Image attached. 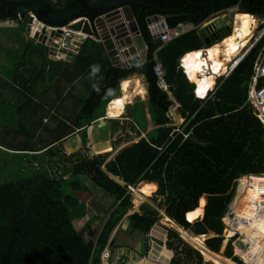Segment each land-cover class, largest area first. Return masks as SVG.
<instances>
[{
    "label": "trees",
    "instance_id": "obj_1",
    "mask_svg": "<svg viewBox=\"0 0 264 264\" xmlns=\"http://www.w3.org/2000/svg\"><path fill=\"white\" fill-rule=\"evenodd\" d=\"M40 1L48 14L57 15L89 0ZM137 1L145 2V5L133 3L131 7L149 46L148 60L131 68L106 61L104 77L85 100L78 118L80 121L76 125L81 127L98 118V110L105 108L114 97L121 79L137 71L144 75L148 83V109L155 127L146 136L121 148L113 158H109L110 152L90 153L86 148L65 154L59 151L55 142L75 129L58 118V125L51 127V140L41 149H45L42 152L58 155L57 160L46 161V166L47 163L56 165L63 160L66 162L64 171L52 176L39 172L16 181L0 183V264H102L105 248L119 247L116 241L120 230L114 238L111 235L121 221L122 229L147 235L162 217L160 210L149 203H143L138 210L129 212L133 197L128 185L137 186L142 181L158 183L153 199L177 224L195 234L211 232L213 235L205 243L213 251L218 252L225 239L223 217L232 199L230 207L234 204L249 207L254 222L247 228H256L260 224L264 228V211L254 214L251 210L252 199L258 193L255 188L247 187L248 174L264 176V123L248 100L254 64L264 44V37L230 75L217 80L214 94L200 98L194 93V82L180 66V58L190 51L212 44L205 43L199 28L187 30L168 42H157L147 20L153 14L187 13L189 22L198 24L230 7H237V12L263 17L264 0ZM32 8L27 2L0 0V20H15L24 28L21 13ZM98 13V10H89L80 15L93 16ZM229 34L227 32L219 39ZM27 46L25 51L32 48L34 43L28 42ZM156 49L165 65L170 91L175 92L178 111L184 118L182 131L175 130L168 114L175 103L174 98L157 84L154 61L150 60ZM82 51L81 48L77 54L78 61L84 59ZM99 56L98 53L97 58ZM46 60L51 65L46 72L50 82L55 79L61 66L53 71L55 61ZM102 60L98 59L99 62ZM44 75L42 69L40 76ZM17 78L15 72L12 80L16 82ZM19 82L20 89H34L28 85L27 79ZM23 94L27 99H32L25 91ZM8 104L9 100L0 94V109ZM11 129L9 125L4 130L11 134L14 131ZM19 129L20 133L31 134L24 125ZM15 132L18 133V130L15 129ZM140 133L137 130V134ZM185 133L188 136L185 137ZM0 144L8 150L27 149L20 147L26 145L19 146L12 139L7 140L5 134H0ZM82 177L88 178L97 189L113 198L110 208L93 199L96 208L107 214L100 226L92 227V223L101 215L87 214L88 208L82 198V192L87 191V187ZM200 206L204 208L203 217L190 222L186 213ZM85 215L88 216L86 221L79 225L77 221ZM167 232L166 244L171 250L162 246L161 255L169 259L173 250L170 264H216L205 260L202 252L187 242L178 230L167 228ZM146 252L147 249L143 255ZM223 254L242 263L240 256L234 254L232 240Z\"/></svg>",
    "mask_w": 264,
    "mask_h": 264
},
{
    "label": "crops",
    "instance_id": "obj_2",
    "mask_svg": "<svg viewBox=\"0 0 264 264\" xmlns=\"http://www.w3.org/2000/svg\"><path fill=\"white\" fill-rule=\"evenodd\" d=\"M226 10H224L222 13L215 14L209 18L211 19L212 17L218 18L220 16H223L224 13H227ZM233 10L234 13L235 12L236 14L238 13L237 7H234ZM252 15L254 16V18L255 16H258L256 14H252ZM209 18L206 19L207 22L210 21ZM228 20H231L235 25L236 18L233 19L232 15L231 18L228 15ZM185 22H189V21H185ZM18 24L19 23H17V21L15 20H9L8 22H6V24H0L1 29L3 30L0 35V43L4 44L5 47L8 48V51L15 52L16 54L18 53L17 54L18 57L25 56L24 58H26V60H24L22 64L20 61H17L19 60L17 56L14 60L9 59V57L7 59V57L4 56L3 60L6 61L7 68L14 66L15 70H13L12 73L10 72V70H7L9 73L5 71H3V73L0 72V75L3 76L2 80L0 81L1 97L9 100L8 107L10 108V111H8V113H16L18 116L17 119L15 120L14 126H11L9 124L10 123L9 121L12 119L11 117H9L6 120H3V122L0 123V134H3V131H5L4 129L6 128V126L10 125L11 128L14 129V131L13 129H11L13 131L11 132V134L6 133L5 136H7V140L12 139L13 142L17 143L16 145L19 146L26 145L20 147L27 148L26 150L17 149V151L15 149H11L12 154H20V151L24 152V154L29 153L33 155L36 154L45 155L46 153L45 151L42 152L45 149H41L44 148L46 143L38 147V149L40 150L33 151L30 148H34V147H31L29 145L30 144L29 140H31L30 136L26 135L24 139H20L18 136V134L20 133L19 128H21V125L23 124L22 115L20 117L22 122L19 119V114H20L19 108L21 102L23 100H27V98L23 94V91H25L28 95H30L32 97V100H35V102L31 103L32 107L41 108V110L34 111L33 114L41 115V119L37 123L39 125L46 124L48 133L51 132L52 126H54L55 124L58 125L59 119H61L67 124H71L74 126L75 130L73 131V133L55 142V146L59 149V151L65 154H71L72 151L73 152L77 151L82 146L83 143L85 145L89 144L95 147L103 148V150H101L100 152H105L106 149L109 150L111 147L113 149L114 146L116 145H120L121 147H124L129 145L128 141L134 142L138 140L141 136H146V134H149L153 130V128L155 127V123L151 119L150 112L148 109V97H149L148 83L144 75L138 73L137 71H134L129 76L121 79L119 83L118 91L115 94H113L114 97H112L110 101H108L105 108H101L102 110L101 109L98 110V114H100L98 118L83 124V126L81 127H78L76 123L80 121L79 116L82 113L85 100L91 94L94 87H96L99 83H101L104 77V73L106 71V68L104 67V63L106 61H109L112 64H116L117 62L111 59V57L101 46L100 42L96 40L93 36H88L83 42L82 46L80 47H76L75 45L72 46L71 43L70 45H68V49L74 52V56L71 59H66L60 56H57L56 60L50 58L49 47L39 41L32 42L34 43V46L30 48L28 51H25V49L28 47L27 46L28 42H31L29 40V33H26L24 27L22 30H23V36L25 37L26 41L25 40L19 41L16 38V36L19 35L20 33L17 32L18 30H14L17 28ZM233 24L231 25V31L229 33H231L233 30L234 27ZM215 43H218V40L213 42L212 45H210L209 47H202L200 49H203V53H207L208 49L211 46H213ZM39 44L40 45L43 44V47L41 48ZM81 48L83 49L82 52L84 55V59L82 58L78 61L76 58H77V54L81 52ZM98 53L100 54V56L97 58ZM14 55L15 54L13 53L11 54V56H13L12 58L15 57ZM47 58L55 61V64H53V69H54L53 71H55L56 68L61 66L58 74H56L55 76V79L51 80L50 82H49V76L46 74V72L50 70L51 65L46 60ZM102 58L103 60L99 62L98 59H102ZM8 61L15 63V65L10 66L11 63ZM93 65H99V71L93 73L92 72ZM42 69L44 70V74H45L44 77L40 76ZM206 71L208 72V68H206ZM15 72L16 75H18L19 77L17 78L16 82L12 80ZM6 77H9V79ZM21 79L22 80L27 79L28 85L34 89L29 90L28 88L25 89V87L24 88L22 87V89H20L21 86L19 84L20 83L19 81ZM124 79H130L131 84L128 87L127 92L131 90L132 91L129 92V96L125 100L122 113L118 116H110L108 113L109 102L114 100V98L116 97H121L125 95V91L122 87V82H123L122 80ZM192 81L194 82V80ZM140 86L144 89L143 92L140 91L141 90ZM174 93L175 92L173 91L169 93L170 96L174 98L175 103L168 110V114L171 116V120H172L171 124H173L176 128H178L179 122L183 120V117L178 111L177 108L178 102L174 97ZM140 103L144 105V109L142 112L144 115L142 116V118L144 117L143 118L144 123L141 122L145 126L144 128L139 125V122L137 121V117L135 114L136 113L135 107L139 106ZM15 107L16 110H14ZM24 123L29 124V121L26 120ZM96 123H98V125H96ZM60 127L62 129H65V126L60 125ZM181 128L183 129V126H181ZM15 129L18 130V133L15 132ZM137 130L141 131V133L137 134ZM29 131L31 132V130ZM39 132L40 130H37L34 137L39 138L40 137L38 136ZM0 148L6 149V147L2 146L1 144H0ZM69 149H74V150H69ZM51 154L53 159L57 155L56 153L54 154L51 153ZM51 154H48L46 156L45 161L52 160L51 158L48 159V157H50ZM143 182H149V181H142V183ZM155 183L157 184L158 187V183L157 182ZM249 216H251L250 213ZM135 264L138 263L136 262Z\"/></svg>",
    "mask_w": 264,
    "mask_h": 264
},
{
    "label": "rangeland",
    "instance_id": "obj_3",
    "mask_svg": "<svg viewBox=\"0 0 264 264\" xmlns=\"http://www.w3.org/2000/svg\"><path fill=\"white\" fill-rule=\"evenodd\" d=\"M233 13H234V10H233ZM256 22L259 23L260 20H257ZM184 23H186V22H184ZM233 26H234V24H233ZM4 28H7V27H4ZM22 29H23L22 24H18L17 28L14 29V30H18L17 32L20 33L19 35L16 36V38L19 41L25 40V37L23 36V30ZM2 31L3 30L1 29V25H0V35H1ZM88 41H90V40H88ZM220 41L221 40H219L218 42H220ZM39 46L41 48L43 47L40 44H39ZM12 53L15 54L14 58H12L13 56H11ZM17 54L15 52L8 51V48H6L4 44L0 43V72L3 73V71H5V72L9 73L7 70H10V72L12 73V71L15 70L14 66L7 68L6 61L3 60V58H4V56H6L7 59L9 57V59L14 60L16 58V56L18 57ZM24 57L25 56L18 57L19 60H17V61H20L23 64L24 60H26V58H24ZM8 62H10V61H8ZM10 63H11L10 66L15 65V63H13V62H10ZM0 77H3V76L0 75ZM6 78L9 79V77H6ZM32 102H35V100L27 99V100H23L21 102L20 108H19L20 109L19 119L22 115V118H23V124L22 125H24L25 128L31 130V132H32L29 135L30 139H31V140H29V143H30L29 145L31 147L38 148V147L42 146L43 144H45L51 140L52 133L47 132V125L46 124L45 125H39L37 123L38 121H40L41 115L40 114H33V112L37 111V110H41V108L40 107H37V108L32 107L31 106ZM4 108L0 110V123L3 122L2 118L11 117L12 119L9 121L10 122L9 124L11 126H14L15 120L18 117L17 114L6 112V111H10V108L8 106H6ZM135 108H136L135 114L137 117V121L139 122V125L144 128L145 126L141 123V122L144 123V119H143L144 117L142 118V116H144L142 113L143 109H144V105L140 103L139 106H136ZM14 110H16V107L14 108ZM26 120L29 121V124L24 123ZM20 121L22 122L21 119H20ZM181 122L183 124V121H180L179 126H178L179 128H181V126H182ZM96 125H98V123H96ZM37 130H40V132L38 134V136H40L39 138L34 137L35 132ZM3 134L6 135V131H3ZM18 136L20 139H24L26 137V135L22 132L19 133ZM128 142L130 144L132 141H128ZM85 148L90 153H93V152L98 153L101 150H103V148L95 147V146L89 145V144L85 145L84 143L82 144V146L78 150H84ZM121 148H123V147H121L120 145H116V146H114L113 149H112V147L109 150H107L106 148L105 149L111 153L109 158H113ZM69 150H74V149H69ZM106 150H105V152H107ZM66 153H67V151H66ZM48 154H50V153H45V155H38V154L33 155V154H29V153L24 154V152H22V151H20V154H12L11 150L0 149V183L6 182V181H16V180H19V179H22L25 177H30L32 175H36L39 172H43V173L45 172V173L50 174L51 176L56 175V174L58 175L59 173H62L64 171V163H66V162L61 160V161H58V163L56 165H54L52 163H49V164L47 163V166H46L45 165V162H46L45 159H46V156ZM50 158H51V156L48 157V159H50ZM57 158H58V155H56V157H54V159H56V160H57ZM51 159H53V157ZM82 179H83L84 184L87 187V191L82 192L83 197L81 194H79V195L86 202V205L88 208V210H87L88 215H90L91 213H93V214L96 213V214L101 215L100 218L94 219V221L92 223V227L100 226L103 223L102 221L105 220L104 216H106L107 214L100 212V210L97 209L98 207L96 208V205L94 204L93 199L95 198L99 202L100 205L102 204L103 206L110 208L112 205L113 198L111 196L105 195L100 189H97L90 182V180L88 178L82 177ZM141 183L142 182H140L138 184V188H137L136 193L135 192L132 193L133 206L130 208L129 212H133L135 210H138L140 205L143 203H149L152 206H154V208H157L160 210V212L162 213V217L160 219L162 221L160 223H156L150 229V231L147 235L142 234V233H132L129 230L122 229L123 221H121L117 225V227L114 229V231L111 235V238H114L116 236V234L118 233V231L120 230V232H119L120 236L118 237V239L116 241L117 242L116 246H119V247H117V248L116 247L115 248L109 247V249L111 250V260H113L115 264H135L136 262L137 263L140 262V264H170V261L173 257V254H172V257L170 259H167V258L162 257L163 255H161V250H162V246L167 247V244H166V240H167V236H168L167 228H173L175 230H178L180 232L181 236L187 242H189L193 247L200 250L202 252V254L204 255L205 260L214 262L216 264H220L219 262H216V260L209 258V256L205 253V250L203 248L204 246H201L198 243L192 241L189 238V236L186 233H184L185 230H187V229H185V228H183V226H180L179 224H177L170 217L169 218L172 220V222L171 221H169V222L164 221L165 215H166L164 212V209H162V208L160 209V207H158L157 202L153 199V195H154V192L156 191L155 188L157 187V184L154 187V189L152 190L151 194L147 195V194H144V193L139 191V185ZM143 199H145V200H143ZM87 217L88 216L85 215L80 220H78L77 221L78 224L81 225L83 222H85ZM190 222H192V221H190ZM224 222H226L225 229L227 230L230 227V224H229L230 221L225 220ZM247 230H249V229H247ZM188 231H189V229H188ZM262 231H264V228L262 229ZM210 233L211 232H208L209 235H210ZM247 235L248 234L246 231V236ZM205 238L203 239V242L206 245ZM244 244H245L247 249H250V244H251L250 242H246ZM122 245H124V246L122 247ZM226 245H227V239L225 238L223 240V244L221 246V249L218 252L215 251L217 253V254L216 253L215 254L218 255V257L221 256L223 258H227L223 254L224 250L226 248L225 247ZM145 249H147V252L144 256H142L143 253L145 252ZM169 250H171V249H169ZM172 252L174 253L173 250H172ZM235 254H237V251L235 252ZM123 255L127 256V257L124 258ZM215 259H217V257H215ZM102 264H105L103 259H102Z\"/></svg>",
    "mask_w": 264,
    "mask_h": 264
},
{
    "label": "water",
    "instance_id": "obj_4",
    "mask_svg": "<svg viewBox=\"0 0 264 264\" xmlns=\"http://www.w3.org/2000/svg\"><path fill=\"white\" fill-rule=\"evenodd\" d=\"M8 1L27 2L33 7L32 10L21 13V18L25 22V31L29 33L31 42L39 41L47 45L50 50V58L54 60L57 59V56L71 59L74 52L68 49V45L71 43L72 46L80 47L85 41L84 36L65 31V27H70L81 30L88 36H93L100 42L113 61L124 62L119 65L121 67L131 68L147 61L148 43L131 8L133 3L145 5L143 2L136 0H89L60 14L50 15L40 0ZM53 1L57 2V0ZM57 6L63 7V5ZM89 10H98L99 13L93 16L80 15ZM31 12L35 14V17ZM147 20L148 22L158 21L159 15H151ZM227 20L228 14L224 13L218 18L212 17L207 24L199 28V33L207 45L219 40L220 37L231 31L232 21ZM165 21L168 26L172 27L180 22L189 21V15L187 13L166 14ZM162 23L159 22V24L154 25L151 31L160 28ZM155 38L157 42H160L159 35L156 34ZM161 221L158 219L156 223ZM233 223H235V219ZM208 235L205 236V240L213 234ZM237 244L243 245L240 240L237 241Z\"/></svg>",
    "mask_w": 264,
    "mask_h": 264
},
{
    "label": "built area",
    "instance_id": "obj_5",
    "mask_svg": "<svg viewBox=\"0 0 264 264\" xmlns=\"http://www.w3.org/2000/svg\"><path fill=\"white\" fill-rule=\"evenodd\" d=\"M233 8H228L226 12L228 13L229 17L231 18V15L233 19H235L236 12L233 13ZM31 14H33L31 12ZM234 14V15H233ZM35 14H33L34 16ZM159 15V20L158 21H153V22H148L149 23V28L151 29L154 25L159 24V22H163L162 26L158 28L155 31H152V34L155 36L156 34L160 36V42H168L178 36H180L183 32L193 29V28H200L207 24V20L202 21L198 24H194L191 22H180L176 24L175 26H168L167 22L165 21V15L158 14ZM35 17V16H34ZM260 20L259 23L256 21ZM9 20H0V24H6ZM228 23V22H227ZM233 24V22H232ZM231 24V25H232ZM253 31L248 37V40L244 46H242L236 54H234L231 58L226 63L225 69L218 71L215 74V80L214 83L211 84L206 92L204 94H199L197 92L198 89V82L196 81L195 83V88H194V93L197 97H205L206 95L214 94L216 90V85L217 81L219 78H225L230 73L233 71V69L238 65V63L243 59V57L264 37V16L263 17H258L255 16V21L252 24ZM66 32H73L77 35H82L85 37V39L88 37V35L81 30H76L70 27H65ZM149 56V55H148ZM223 57V56H222ZM225 58V57H223ZM154 61L153 65V71L156 76L157 84L164 90H167L169 93L170 87L169 84L166 81V68L159 57L158 54V49L154 50L152 53V56L150 57V60ZM184 56L180 58V66L182 67L183 71L187 74L188 78L191 79V76L189 74V71L187 68L184 66ZM148 60V58H147ZM116 63V62H115ZM122 63V62H121ZM116 64H120V62H117ZM210 70H208L209 72ZM192 80V79H191ZM248 100L252 104L253 108L257 111L258 117L262 120L264 123V44L262 46V49L260 50L257 60L255 61L254 64V72L252 75L251 79V84L249 88V94H248ZM184 120V118H183ZM182 120V121H183ZM177 131H182V128H175ZM185 137L188 136L187 133L184 134ZM247 187L249 188H255L257 191L258 195L256 198L252 199V204L253 206L251 207V210L253 211L254 214H261L264 211V176L257 177L254 173H251L247 177ZM137 186L133 184L128 185L129 191L132 193H136L137 191ZM235 219V218H234ZM233 219V220H234ZM233 220L231 221L230 227L226 230L224 229L223 236L224 238L227 239V244L230 240L233 241V246H234V254L239 248H243L246 251L249 249L246 248L245 244L246 242H250L249 240H244L246 238V232L238 228L236 225V222L233 223ZM242 226L248 227L251 225L253 222V217L243 214L240 216L239 221H238ZM186 232H192V230L189 229V231L185 230ZM240 240L243 245H238L237 241ZM262 255L264 257V244L262 248L257 251L256 254H248V256L244 253H240L237 251L238 256L242 259L241 264H262L258 261L257 259V254ZM102 259L105 262V264H115L113 260H111V250L106 247L105 250L103 251L102 254ZM240 263V262H239Z\"/></svg>",
    "mask_w": 264,
    "mask_h": 264
},
{
    "label": "bare ground",
    "instance_id": "obj_6",
    "mask_svg": "<svg viewBox=\"0 0 264 264\" xmlns=\"http://www.w3.org/2000/svg\"><path fill=\"white\" fill-rule=\"evenodd\" d=\"M235 18H236V23L233 27L232 32L229 35H227L226 37H224L220 42L215 43L213 46H211L208 49L207 53H203V49H197V50L190 51L184 55V59H183L184 60L183 61L184 66L189 71V74H190L192 80L198 82L197 92L199 94H204L206 92V90L208 89V87L214 83L215 73L225 69L226 63L229 60H231L232 56L234 54H236V52H238V50L242 46H244L246 44L249 35L253 31L252 24L254 23L255 18L252 14H249L246 12H238L236 14ZM221 55L224 56L225 58L221 57ZM206 68H208V70L211 69L210 72H207ZM122 81H123L122 87L125 91V95L121 96V97H116V98H114V100L109 102L108 113L110 116H118L122 113V110H123L124 104H125V100L128 98L129 92L132 91L131 90V91L127 92L128 87L131 84L130 79H124ZM140 91L143 92L144 89L141 87ZM240 179L238 181L237 187L240 183ZM155 186H156L155 182H143L139 185V191L144 193V194L150 195ZM236 191H237V188H236ZM143 200H145V199H143ZM232 201H233V199L231 200V202ZM231 202H230V204L226 210V213L223 217V220L224 221L229 220L230 221L229 224H231V221L235 218V221H237L235 226H237L238 228L242 229L245 232L248 231V235L246 236V238L244 240L250 241V243H251L250 249L245 252V250L243 248H239L240 253L242 250H244V254H246L247 256H248V254H252V255L256 254L257 251H259L264 244V231H262V228H261L262 224H260L256 228H251V229L242 226L238 222L239 218L243 214L249 215V213H248L249 207L247 205H241V204H234L230 207ZM203 215H204V208L202 206H200V207H197L193 210L188 211L186 213V218L189 221L193 222L194 220L201 218ZM164 221L165 222H169V221L172 222V220L167 215H165ZM263 222H264V219H263ZM224 223L226 224V222H224ZM247 229H249V230H247ZM187 231H188V229H187ZM186 234L189 236V238L192 241L198 243L201 246H204L203 248L205 250V253L209 256V258L216 260V262H219L220 264H225V263L226 264H240V263H237L228 257L227 258H223L221 256L218 257V255H216L217 253L215 251L209 249L207 247V245H205L203 242V239L205 238L206 235H208V233L195 234L192 231V233L186 232ZM215 257H217V259H215ZM257 259L260 263L264 264V257L262 255H259V253L257 254Z\"/></svg>",
    "mask_w": 264,
    "mask_h": 264
},
{
    "label": "clouds",
    "instance_id": "obj_7",
    "mask_svg": "<svg viewBox=\"0 0 264 264\" xmlns=\"http://www.w3.org/2000/svg\"><path fill=\"white\" fill-rule=\"evenodd\" d=\"M219 40H220V39H219ZM219 40H218V41H219ZM183 56H184V55H183ZM97 71H99V65H93V66H92V72L95 73V72H97ZM186 75H187V74H186ZM187 77H188V76H187ZM191 81H192V80H191ZM192 82H193V81H192ZM194 84H195V81H194ZM216 87H217V85H216ZM206 96H207V95H206ZM206 96H205V97H206ZM205 97H203V98H205ZM200 98H201V97H200ZM137 186H138V185H137ZM108 248H109V247H108ZM238 263H239V262H238Z\"/></svg>",
    "mask_w": 264,
    "mask_h": 264
},
{
    "label": "flooded vegetation",
    "instance_id": "obj_8",
    "mask_svg": "<svg viewBox=\"0 0 264 264\" xmlns=\"http://www.w3.org/2000/svg\"><path fill=\"white\" fill-rule=\"evenodd\" d=\"M247 234H248V231H247ZM237 251H238V252H240V250H239V249H238ZM241 253H244V250H242V251H241Z\"/></svg>",
    "mask_w": 264,
    "mask_h": 264
}]
</instances>
